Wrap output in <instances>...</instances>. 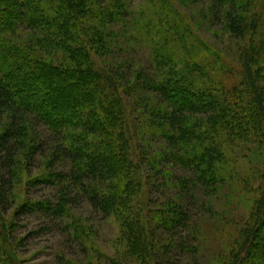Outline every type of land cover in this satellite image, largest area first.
<instances>
[{
  "label": "trees",
  "instance_id": "obj_1",
  "mask_svg": "<svg viewBox=\"0 0 264 264\" xmlns=\"http://www.w3.org/2000/svg\"><path fill=\"white\" fill-rule=\"evenodd\" d=\"M215 1L219 8L227 6L233 36L242 40L249 34L251 39L238 66L198 34L181 9L189 0H144L138 9L133 0H0V127L7 111L10 117L0 129V252L10 262L18 264L9 230L20 225L21 215L71 216L65 188L56 203L27 201L14 208L17 155L30 125L36 124L49 134L34 141L29 160L47 156L45 167L52 172L32 184L68 178L85 188L92 207L104 212L127 208L122 192L142 193L139 163L150 146L136 139L164 141L166 153L157 159L172 158L202 186L215 185L220 174L232 173L236 160L249 156L253 173L245 180L256 193L253 209L237 252L229 256L234 261L224 264H264V0ZM241 5L255 7L249 32ZM23 30L34 31L40 41L19 43ZM133 38L151 46V52L133 79L125 81L117 64L106 66L99 56L123 52L121 40ZM44 45L47 56L39 53ZM189 184L184 179L180 189ZM11 209L8 228L5 215ZM191 216L183 204L146 220L127 214L120 225L126 259L150 264L155 256L150 250L158 255L163 247L152 223L167 236ZM70 227L82 244L98 251L85 224L76 219Z\"/></svg>",
  "mask_w": 264,
  "mask_h": 264
},
{
  "label": "rangeland",
  "instance_id": "obj_2",
  "mask_svg": "<svg viewBox=\"0 0 264 264\" xmlns=\"http://www.w3.org/2000/svg\"><path fill=\"white\" fill-rule=\"evenodd\" d=\"M143 3L144 0H133V8L138 9ZM215 7L219 10H215ZM254 8L253 5L248 8L244 5L239 6L240 13L246 18L248 32L251 21L249 19L253 15ZM181 9L193 20L198 34L217 52L222 53L227 63L232 62L233 65L238 66L237 63H240L245 48L250 46L251 39L249 34L242 40L233 36L226 20L227 6L220 4L219 8L215 0H189ZM17 41L21 44L26 42L35 45L40 40L34 31L23 30L18 35ZM121 45L123 52L113 50L114 52L110 54L99 56V61L107 64L106 66L117 64L119 74L124 75L125 81H129L133 79L139 67L142 68L148 61L151 46L138 42L135 38L131 41L123 39ZM48 51L45 46V49H40L38 52L47 56ZM51 53L54 54L53 49ZM8 114L7 111L2 120L1 130L2 125H6L9 121ZM48 134L49 131L44 125L33 124L29 127L24 148L17 155L12 191L14 208L27 201L49 200L56 203L60 191L65 188L70 197L67 210L70 211L68 213L71 216L59 219L43 211L27 212L21 215L20 225L11 227L15 210L13 211V208L6 213L8 228L11 227L12 230H9V241L15 248L18 264H65L67 260L96 264L98 259L106 264H113V261L119 264H135L134 261L126 259L128 251L122 244L124 241L120 242V225L124 223V216L140 215L146 220L150 215L151 219L154 213L167 212L175 204H183L192 215L191 219L173 233H169L168 237L162 235L164 230L156 226L157 222L152 223V227L157 229L156 233L160 237L159 245L169 248L164 250L161 247L158 255L150 250L155 255L150 264H224V261L233 260L229 256L237 252V244L242 240L243 230L250 221L256 196V193L250 191V185L245 180L248 174L253 173L250 158L246 156L248 152H244L246 153L244 159L236 160L232 173L220 174L219 181L215 185L206 183L202 186L187 168L180 166L172 158L166 156L160 161L157 159V155L166 153L167 144L164 141L136 139L137 143L150 146L139 163L142 169L138 175L142 193L137 195L136 191L128 190L122 192V201L129 202L127 208L118 213L117 210L104 212L92 207L87 197L88 193L84 191L85 188L68 178H64L63 181L61 179V182L59 181L61 184H32L42 175L52 172L45 167L47 156L38 154L31 159V163L29 160L31 156L29 150L34 141L38 142L41 136L45 138ZM137 153L140 154V149ZM138 159L136 157V161ZM184 179L191 181L186 190L180 189L179 185ZM76 219L89 229V235L98 251L82 244L77 238L74 228L70 227ZM249 226L252 224L249 223ZM0 264H13L2 251Z\"/></svg>",
  "mask_w": 264,
  "mask_h": 264
}]
</instances>
